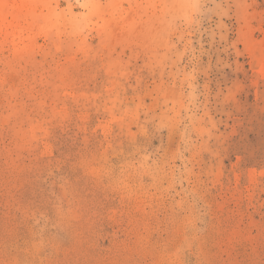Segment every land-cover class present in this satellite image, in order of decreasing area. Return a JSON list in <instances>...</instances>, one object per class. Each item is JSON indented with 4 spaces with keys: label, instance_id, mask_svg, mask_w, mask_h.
Masks as SVG:
<instances>
[{
    "label": "rangeland",
    "instance_id": "rangeland-1",
    "mask_svg": "<svg viewBox=\"0 0 264 264\" xmlns=\"http://www.w3.org/2000/svg\"><path fill=\"white\" fill-rule=\"evenodd\" d=\"M8 3L0 264H264V0Z\"/></svg>",
    "mask_w": 264,
    "mask_h": 264
},
{
    "label": "bare ground",
    "instance_id": "bare-ground-1",
    "mask_svg": "<svg viewBox=\"0 0 264 264\" xmlns=\"http://www.w3.org/2000/svg\"><path fill=\"white\" fill-rule=\"evenodd\" d=\"M9 5L8 0H0V14L1 15H6L9 13Z\"/></svg>",
    "mask_w": 264,
    "mask_h": 264
}]
</instances>
